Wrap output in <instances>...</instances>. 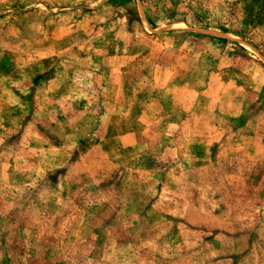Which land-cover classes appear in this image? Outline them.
<instances>
[{
  "label": "rangeland",
  "instance_id": "rangeland-1",
  "mask_svg": "<svg viewBox=\"0 0 264 264\" xmlns=\"http://www.w3.org/2000/svg\"><path fill=\"white\" fill-rule=\"evenodd\" d=\"M252 18L239 0H0V264H264Z\"/></svg>",
  "mask_w": 264,
  "mask_h": 264
},
{
  "label": "trees",
  "instance_id": "trees-1",
  "mask_svg": "<svg viewBox=\"0 0 264 264\" xmlns=\"http://www.w3.org/2000/svg\"><path fill=\"white\" fill-rule=\"evenodd\" d=\"M243 6L246 18H252V11L254 6L257 7L256 14L250 22L264 20V0H239Z\"/></svg>",
  "mask_w": 264,
  "mask_h": 264
}]
</instances>
